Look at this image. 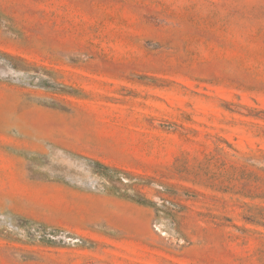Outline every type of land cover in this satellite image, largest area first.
Segmentation results:
<instances>
[{"label": "rangeland", "instance_id": "rangeland-1", "mask_svg": "<svg viewBox=\"0 0 264 264\" xmlns=\"http://www.w3.org/2000/svg\"><path fill=\"white\" fill-rule=\"evenodd\" d=\"M0 264H264V0H0Z\"/></svg>", "mask_w": 264, "mask_h": 264}]
</instances>
